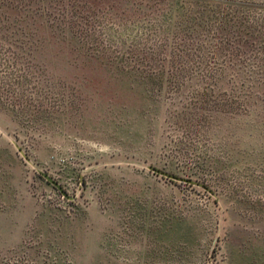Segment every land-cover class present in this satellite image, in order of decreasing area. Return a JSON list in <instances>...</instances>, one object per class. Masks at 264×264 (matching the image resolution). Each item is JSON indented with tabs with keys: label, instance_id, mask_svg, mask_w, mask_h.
<instances>
[{
	"label": "rangeland",
	"instance_id": "obj_1",
	"mask_svg": "<svg viewBox=\"0 0 264 264\" xmlns=\"http://www.w3.org/2000/svg\"><path fill=\"white\" fill-rule=\"evenodd\" d=\"M0 264H264V0H0Z\"/></svg>",
	"mask_w": 264,
	"mask_h": 264
},
{
	"label": "water",
	"instance_id": "obj_2",
	"mask_svg": "<svg viewBox=\"0 0 264 264\" xmlns=\"http://www.w3.org/2000/svg\"><path fill=\"white\" fill-rule=\"evenodd\" d=\"M154 170L157 171L158 173H162V174H164V175H166V176H172V175H170L169 173L164 172V171H162V170H160V169L154 168ZM45 176H46V178H47L50 182H52L55 186H57L58 188H60V189L62 190V187H61V185L59 184V182H57L56 180H54V179H53L51 176H49L48 174H45Z\"/></svg>",
	"mask_w": 264,
	"mask_h": 264
}]
</instances>
